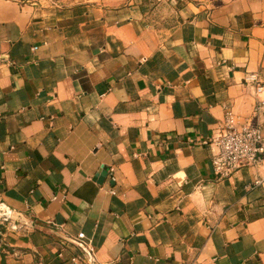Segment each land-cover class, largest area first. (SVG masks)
Returning a JSON list of instances; mask_svg holds the SVG:
<instances>
[{
  "label": "crops",
  "instance_id": "obj_1",
  "mask_svg": "<svg viewBox=\"0 0 264 264\" xmlns=\"http://www.w3.org/2000/svg\"><path fill=\"white\" fill-rule=\"evenodd\" d=\"M91 1L0 0V264H264V160L203 143L264 137V0Z\"/></svg>",
  "mask_w": 264,
  "mask_h": 264
},
{
  "label": "built area",
  "instance_id": "obj_2",
  "mask_svg": "<svg viewBox=\"0 0 264 264\" xmlns=\"http://www.w3.org/2000/svg\"><path fill=\"white\" fill-rule=\"evenodd\" d=\"M248 81L256 82V94L264 93V84L256 75H251ZM259 105H264V99L259 100ZM203 143L213 146L212 164L215 174L220 178L228 177L238 168L249 167L264 160V137L260 126L252 120H241L232 108H227L215 134ZM85 238V233L80 232L76 239H68V241L77 245L82 251L81 255L73 256L72 260L89 264L94 260V249Z\"/></svg>",
  "mask_w": 264,
  "mask_h": 264
},
{
  "label": "rangeland",
  "instance_id": "obj_3",
  "mask_svg": "<svg viewBox=\"0 0 264 264\" xmlns=\"http://www.w3.org/2000/svg\"><path fill=\"white\" fill-rule=\"evenodd\" d=\"M83 2L84 0H50V3L56 4V3H75V2ZM168 0H92L91 2L102 7H111V8H126V7H135L136 9L144 6L145 8H150L151 12L154 10V8L158 5V3L163 4L164 8L162 10V14L166 15L168 14V6H167ZM5 213L4 210H0V221L3 220V217H6V215H3ZM4 226V225H2Z\"/></svg>",
  "mask_w": 264,
  "mask_h": 264
},
{
  "label": "water",
  "instance_id": "obj_4",
  "mask_svg": "<svg viewBox=\"0 0 264 264\" xmlns=\"http://www.w3.org/2000/svg\"><path fill=\"white\" fill-rule=\"evenodd\" d=\"M108 176V170L106 167H103V169L96 175L95 179L98 181V183H104L105 179ZM114 184V182H112Z\"/></svg>",
  "mask_w": 264,
  "mask_h": 264
}]
</instances>
